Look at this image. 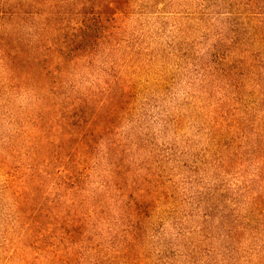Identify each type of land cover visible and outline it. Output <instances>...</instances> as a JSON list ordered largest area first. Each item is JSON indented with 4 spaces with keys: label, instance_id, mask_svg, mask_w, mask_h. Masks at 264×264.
<instances>
[{
    "label": "trees",
    "instance_id": "16d2710c",
    "mask_svg": "<svg viewBox=\"0 0 264 264\" xmlns=\"http://www.w3.org/2000/svg\"><path fill=\"white\" fill-rule=\"evenodd\" d=\"M0 164L63 264H264V0H0Z\"/></svg>",
    "mask_w": 264,
    "mask_h": 264
},
{
    "label": "rangeland",
    "instance_id": "374dc122",
    "mask_svg": "<svg viewBox=\"0 0 264 264\" xmlns=\"http://www.w3.org/2000/svg\"><path fill=\"white\" fill-rule=\"evenodd\" d=\"M3 156L8 162L7 166H13L11 159L5 152ZM7 167L0 164V181L8 179ZM0 264H63L60 259L44 253L39 245L26 241V231L22 227L13 226L9 202V192L0 195ZM25 233L24 236L22 234Z\"/></svg>",
    "mask_w": 264,
    "mask_h": 264
}]
</instances>
